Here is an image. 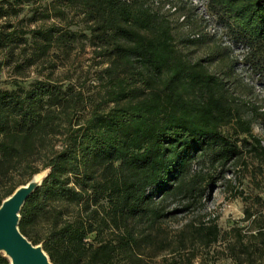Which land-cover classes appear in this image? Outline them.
<instances>
[{"label":"trees","instance_id":"16d2710c","mask_svg":"<svg viewBox=\"0 0 264 264\" xmlns=\"http://www.w3.org/2000/svg\"><path fill=\"white\" fill-rule=\"evenodd\" d=\"M36 1H0V71L9 66L20 79L0 91V205L16 177L48 170L20 211V233L52 264H208L219 242L232 264L264 262V220L250 211L247 234L234 229L232 238L215 217L190 221L174 237L163 226L202 207L216 182L229 189L227 164L245 153L264 160L252 132L264 112L236 104L221 78L186 60L149 0L50 4L39 20L64 21V8L81 14L107 61L102 88L97 101L47 77L24 88L25 70L44 68L53 48L67 54L77 36L54 24L14 26L22 6ZM208 6L245 49L243 64L264 74V0ZM0 264H9L2 254Z\"/></svg>","mask_w":264,"mask_h":264},{"label":"rangeland","instance_id":"374dc122","mask_svg":"<svg viewBox=\"0 0 264 264\" xmlns=\"http://www.w3.org/2000/svg\"><path fill=\"white\" fill-rule=\"evenodd\" d=\"M58 1L60 0H37L25 4L17 18L11 19L14 26L34 29L54 24L77 35L67 54L53 48L49 52V63L44 68L32 67L25 70L26 79L21 85L27 88L34 80L47 77L50 82L59 83L64 88L71 86L81 91L85 98L92 97L93 101H97L96 94L102 88V71L108 65L100 49L90 43V34L81 21V14L77 10L64 8V21L54 18L38 19V13H42L50 4L59 5ZM149 3L154 11L169 21L176 47L186 60L201 62L210 73L221 78L236 104L245 103L264 112V74L252 73L243 64L245 49L230 38L218 16L209 9L208 0H149ZM67 22L71 24L68 25ZM0 60L5 61L4 58ZM14 79L20 80L13 76L9 66H2L0 91L13 90ZM229 132V127L222 128L223 134L227 135ZM252 132L260 139L261 145H264V120H255ZM225 178L231 180L229 189L223 180L218 181L209 188L202 207L197 211L177 213L163 222L170 237H174L186 223L194 220L207 221L208 218L215 217L221 232L229 234L228 238L233 237L234 229L247 234L249 222L243 221L245 211L264 220V160L245 153L236 163L226 165ZM27 181V174L16 177V187ZM42 230L41 226L35 228L39 235ZM104 237L107 235L104 234ZM224 244L219 242L209 250L213 259L208 264H232L222 253ZM151 264H161V259H155ZM193 264H198V260Z\"/></svg>","mask_w":264,"mask_h":264},{"label":"water","instance_id":"95a60500","mask_svg":"<svg viewBox=\"0 0 264 264\" xmlns=\"http://www.w3.org/2000/svg\"><path fill=\"white\" fill-rule=\"evenodd\" d=\"M47 174L48 171L36 174L25 185L17 187L0 205V254L9 264H52L41 245H33L18 227L25 201L41 186Z\"/></svg>","mask_w":264,"mask_h":264},{"label":"bare ground","instance_id":"6f19581e","mask_svg":"<svg viewBox=\"0 0 264 264\" xmlns=\"http://www.w3.org/2000/svg\"><path fill=\"white\" fill-rule=\"evenodd\" d=\"M40 177H42V174L40 175Z\"/></svg>","mask_w":264,"mask_h":264}]
</instances>
